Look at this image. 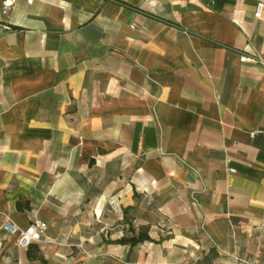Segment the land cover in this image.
Listing matches in <instances>:
<instances>
[{"label":"crops","instance_id":"obj_1","mask_svg":"<svg viewBox=\"0 0 264 264\" xmlns=\"http://www.w3.org/2000/svg\"><path fill=\"white\" fill-rule=\"evenodd\" d=\"M260 1L0 0V264H264Z\"/></svg>","mask_w":264,"mask_h":264},{"label":"built area","instance_id":"obj_2","mask_svg":"<svg viewBox=\"0 0 264 264\" xmlns=\"http://www.w3.org/2000/svg\"><path fill=\"white\" fill-rule=\"evenodd\" d=\"M28 3L31 0H27ZM11 3H8L7 6H11ZM264 12V2H258L256 8L254 10V17L259 19ZM242 62H254L257 61L252 56H242L240 58ZM260 63L264 64V61L258 60ZM2 229L6 233V235L16 236L17 243L21 248H27L32 243L40 242L41 236L47 229V224L42 221H32L27 227L20 228L16 224L11 221H6L2 224ZM241 264H255L252 261L243 258H235Z\"/></svg>","mask_w":264,"mask_h":264},{"label":"trees","instance_id":"obj_3","mask_svg":"<svg viewBox=\"0 0 264 264\" xmlns=\"http://www.w3.org/2000/svg\"><path fill=\"white\" fill-rule=\"evenodd\" d=\"M17 207L18 209H22L20 202H18ZM143 241H150V238L148 237L147 234L139 232L138 235H134L132 237H122L117 242L120 244H129L130 246H134ZM30 258H31V255H30Z\"/></svg>","mask_w":264,"mask_h":264}]
</instances>
